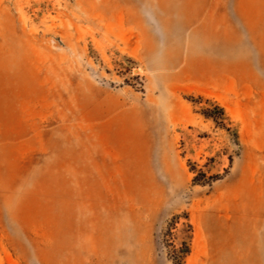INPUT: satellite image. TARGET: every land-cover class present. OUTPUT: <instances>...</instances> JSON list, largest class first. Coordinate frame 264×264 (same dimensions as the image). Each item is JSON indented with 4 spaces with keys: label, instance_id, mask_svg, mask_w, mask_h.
Segmentation results:
<instances>
[{
    "label": "rangeland",
    "instance_id": "1",
    "mask_svg": "<svg viewBox=\"0 0 264 264\" xmlns=\"http://www.w3.org/2000/svg\"><path fill=\"white\" fill-rule=\"evenodd\" d=\"M0 264H264V0H0Z\"/></svg>",
    "mask_w": 264,
    "mask_h": 264
},
{
    "label": "trees",
    "instance_id": "2",
    "mask_svg": "<svg viewBox=\"0 0 264 264\" xmlns=\"http://www.w3.org/2000/svg\"><path fill=\"white\" fill-rule=\"evenodd\" d=\"M214 109L218 110L220 116H223V110H222L221 108H219L218 106H215ZM209 113H210V112H209L207 109H205V110L202 112V114H203L205 117H210V118L212 117L214 120H215V119H216V120L218 119V118H216L215 116H212V115L209 114ZM216 120H215V121H216ZM219 123H221V122H219ZM172 253H174V255H177L178 251L173 250ZM185 253H187V250H186Z\"/></svg>",
    "mask_w": 264,
    "mask_h": 264
}]
</instances>
